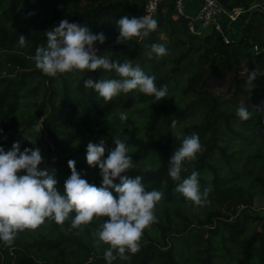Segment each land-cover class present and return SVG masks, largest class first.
Segmentation results:
<instances>
[{
	"label": "trees",
	"instance_id": "obj_1",
	"mask_svg": "<svg viewBox=\"0 0 264 264\" xmlns=\"http://www.w3.org/2000/svg\"><path fill=\"white\" fill-rule=\"evenodd\" d=\"M35 1V3H30ZM9 0L8 4L0 0V146L6 151L11 150L14 143L21 144V151L25 148L38 147L34 130L41 118L45 127V133L52 136L54 144L55 161L51 170L56 179L71 175L68 166L69 160L76 161L77 169L92 168L86 163L85 153L89 141L98 143L101 139L106 141V152L114 149L113 139L119 136L130 148L134 163L137 167L130 169L129 176L142 175L143 183L148 191L153 189L163 193L162 199L157 203L154 212L157 222L151 224L150 229H156L162 234V242H157L147 230L143 232L140 240V249L135 254H127L128 259L117 258L113 264H264V217L246 216L242 221L218 219L217 225L213 219L200 221L198 218H189L182 214L185 198L174 191L176 182L168 175L169 161L174 152L179 148L185 136L198 134L202 150L197 159L186 165L188 175L191 171L199 172L201 189L208 185L202 176L205 167H211L209 158L216 149L225 150L219 145L217 121L219 115L228 119H239L236 111L230 114H219L213 100L209 114L204 121L197 125H191L185 134L162 135L159 137H147V124L155 120H164L174 116L179 118L184 115V110L178 109L174 104L164 99L159 102L154 97L145 96L138 92L128 94L121 93L110 102L105 103L99 98L94 90L84 86L86 79L119 78L115 73L97 70L90 72L75 71L78 76L70 77L61 75V80L53 76H43L41 82L46 84L42 101L32 100L41 91L39 82H36L35 74L40 72L35 63L29 57L35 55L40 46H46L45 32L30 33L17 26L25 21L28 24L27 15L30 17L29 24L44 10L53 9V4L59 0ZM147 0H62L63 13L70 23H78L89 28L93 33L103 32L111 42L116 41L118 29L116 21L122 16L139 17L145 15ZM227 9L244 5L240 0H218ZM139 2V3H137ZM165 9H160L153 17L158 22L157 29L151 34L158 35L168 32L171 41L179 45L189 46L190 50L203 48L212 56V63L224 62L232 55V51L242 48L246 56L254 58L257 64L264 65V50L255 54L251 52L255 27L252 20L254 11L243 14L240 21L244 23L238 40L225 42L221 34L210 31L202 36L190 33L188 19L178 16L175 12V0H166ZM25 35L26 44L23 48L18 45L19 35ZM259 43V42H258ZM198 46V47H195ZM264 47V40L259 45ZM99 49L102 44L97 43ZM184 52V51H183ZM148 53V52H147ZM187 51L183 54L187 55ZM115 52L116 61L121 63L126 58H121ZM144 55V54H143ZM183 59L177 58L170 64V74L174 75ZM141 66L149 67L145 72L156 77V86H168L169 76L158 77L161 68L168 66L165 59L155 54L140 57ZM204 74L199 72L190 78L187 90H195L199 94L208 95V91L202 88ZM49 82V85L47 83ZM168 88V87H167ZM169 94V91H168ZM247 125L257 134V142L264 143V110L252 112ZM121 112L127 114L125 122L119 120ZM113 117V118H112ZM22 125H25L22 128ZM152 128V126L150 127ZM153 130V129H152ZM6 137V139H5ZM35 141V144L32 143ZM51 143L46 137L38 140V144ZM52 149V147H51ZM156 153L160 155V165L145 172L143 169ZM98 168V167H97ZM94 174V173H93ZM89 183L98 187L101 177L98 174L84 177ZM217 175L213 179L212 192L217 194L218 200L229 205L252 204V197H246L248 190L239 186V182L223 184ZM256 180L264 188V177L257 176ZM119 183V180L115 181ZM57 187L63 191V186L58 183ZM113 194H115L113 190ZM240 198V200H238ZM176 204V215L182 221V226L175 230L174 242L168 243L167 236L169 227L161 225L159 209L161 206ZM70 218L63 225L46 219L35 230H25L17 236L11 246L0 244V264H107L103 255L96 254L94 232L97 223L102 222L94 219L87 226L80 229L70 230ZM257 220L262 224L260 231H250L248 220ZM263 221V223H262ZM161 227V228H160ZM211 228V229H210ZM48 230V232L46 231ZM207 232L211 233L207 236ZM214 235L219 236L226 254L215 250ZM152 238L154 239L153 241ZM145 239H149L146 243ZM155 242L162 244L156 245ZM169 247L168 249H162ZM205 254L204 259L201 253ZM216 258V259H215ZM215 259V260H214Z\"/></svg>",
	"mask_w": 264,
	"mask_h": 264
},
{
	"label": "clouds",
	"instance_id": "obj_2",
	"mask_svg": "<svg viewBox=\"0 0 264 264\" xmlns=\"http://www.w3.org/2000/svg\"><path fill=\"white\" fill-rule=\"evenodd\" d=\"M116 26L119 33L116 43L123 44L133 38L150 37L158 22L149 15L122 16L116 21ZM44 34L46 46L38 47L35 55L29 57L43 74L55 77L74 70L115 73L119 78H89L84 81V86L94 90L105 103L121 93L133 91L154 97L158 102L168 97L167 86L158 88L156 77L131 60L121 63L98 55L97 43L104 44L107 39L103 32L96 34L87 27L64 19ZM25 44V35L20 34L18 45L23 48ZM151 54L164 57L168 49L163 44L153 43L150 45ZM255 78V72L248 74L247 83H252ZM257 108L264 110V107ZM236 115L247 121L251 113L241 105L236 109ZM127 119V114L121 112L119 120L125 122ZM170 127L175 129L177 121L172 120ZM113 143L115 147L106 157L104 139L98 143L89 141L86 147V163L99 168L102 178L99 187L84 178L86 173L77 171L76 161L69 160L71 175L64 181L63 191L57 187L54 172L40 167L44 157L39 147L21 151V144L16 142L11 150L6 151L0 146V244L11 246L19 233L37 229L46 219L63 225L74 213L70 219V230L90 225L94 219L106 218L97 223L94 243L96 246L107 245L103 253L107 264H113L117 258L126 260L127 254L137 253L144 230L157 222L154 209L163 193L155 189L148 191L142 175H127L138 164L134 163L124 140L115 136ZM201 150L198 134L185 136L172 155L168 170L169 177L176 182L174 191L195 206L206 203L211 189H201L199 172L182 173L188 171L186 165L194 162ZM143 170L148 172L152 169L147 166ZM117 180L119 183H115Z\"/></svg>",
	"mask_w": 264,
	"mask_h": 264
},
{
	"label": "rangeland",
	"instance_id": "obj_3",
	"mask_svg": "<svg viewBox=\"0 0 264 264\" xmlns=\"http://www.w3.org/2000/svg\"><path fill=\"white\" fill-rule=\"evenodd\" d=\"M8 4L9 0H4ZM31 1V0H30ZM48 0H42L46 3ZM244 3L241 5L246 12L254 11L252 25L256 26L253 36L254 46L262 44L264 40V0H240ZM30 3H35L31 1ZM139 3V2H137ZM140 4V3H139ZM166 3H164L160 9H165ZM199 3L195 2L193 7L198 8ZM28 24L25 21L17 27L19 29H25L30 33L46 32L51 28L58 26L61 20L67 19L63 13L62 0H59L53 4V9L49 8L44 10L35 18L31 24H29L30 17L27 15ZM240 20L228 21L226 27H233L240 29ZM243 28L244 23L241 22ZM210 32V31H209ZM229 37H236L235 34L229 35ZM240 37V36H239ZM239 39V38H238ZM259 42V43H258ZM163 44L168 49V54L161 59H165L168 66L161 68L157 73L158 77H171L168 83V97L166 101L174 104L178 109L184 110V115L175 118L171 116L167 119L155 120L151 124H147V137L157 135L176 134L181 136L185 134L186 129L191 125H197L204 121L209 114V110L213 104V100L216 104V108L219 114L234 113L236 109L244 105L252 112H262L263 110L257 107H264V65L257 64L254 58L246 56L245 51L239 48L232 51V55L219 63H212V56L205 52L203 48H197L190 50L189 46L179 45L176 41H171L168 32H162L158 35H150L148 38H133L128 43L117 44L116 41L111 42L109 39L102 44L101 48H97L98 55L107 56L111 60L116 61L115 52H117L121 58H126V61L131 60L134 65H139L144 71L149 67L141 66V55H147L150 52V45ZM198 47V46H195ZM260 47V46H259ZM188 52L187 55L183 54ZM148 52V53H147ZM144 54V55H143ZM182 58L178 71L174 74H170V64L177 58ZM64 73L70 77H77L75 72ZM204 74V80L202 88L208 91V95L199 94L195 90H187L190 78L197 73ZM255 72V80L252 83H247L248 74ZM36 82L42 80L43 76H46L41 71L35 74ZM56 78L61 80V75L57 74ZM41 91L32 100L42 101L43 92L46 84L39 82ZM49 85V82L47 83ZM113 118V117H112ZM177 121V127L172 129L170 127L171 121ZM152 126V128H150ZM218 126V140L219 145L224 148L225 154L221 150L216 149L212 152L209 163L211 167H205L202 172V176L207 180L208 185L206 188H212L213 179L218 175L220 177V183L229 184L239 182V186L245 187L248 190L246 197H252V204L241 205H229L228 202H221L218 200L217 194L212 192V189L207 197V201L203 206H195L190 201L186 200L183 205L182 214L187 215L189 218L196 217L200 221H207L213 219L214 224L211 227L219 224L218 219L230 220L231 222L239 220L242 221L246 216H259L264 217V188L256 180L257 176L264 177V143L257 142V134L251 128L240 119L231 118L228 119L222 115H219L217 121ZM25 125H22L24 128ZM45 127L43 124V118H41L37 128L34 130V138L41 149L44 162L41 164V168L52 170L54 167V144L52 136L45 133ZM153 129V130H152ZM46 137L51 143V147L48 144H38V140ZM135 162V161H134ZM152 168H158L160 165V155L156 153L147 162ZM81 173L87 175H95L99 173V168L90 169H77ZM94 173V174H93ZM70 176V175H69ZM64 176L59 180L60 185H64V181L69 177ZM240 200V198H238ZM176 204L172 206H161L159 209V220L161 225L169 227L167 236L168 243L174 242L175 230L181 227L182 220L176 215ZM250 231H260L262 224L257 220H248ZM263 223V221H262ZM161 228V227H160ZM211 229V228H210ZM159 243L162 242V234L157 233L156 229L146 228V231ZM48 232V230H46ZM211 233L207 232V236ZM152 238L153 241L154 239ZM215 250H219L223 255L226 254L224 246L219 236H215ZM146 243L149 242V239ZM155 242L156 245L160 246ZM107 245L100 244L96 246V254L102 256ZM169 247H163L162 249H168ZM201 258L204 259L205 254L202 252ZM216 259V258H215ZM214 259V260H215ZM202 264V261L199 262Z\"/></svg>",
	"mask_w": 264,
	"mask_h": 264
},
{
	"label": "built area",
	"instance_id": "obj_4",
	"mask_svg": "<svg viewBox=\"0 0 264 264\" xmlns=\"http://www.w3.org/2000/svg\"><path fill=\"white\" fill-rule=\"evenodd\" d=\"M166 0H147L145 4V15L155 17ZM199 3L196 10L193 4ZM175 12L178 16L188 19L190 33L202 36L209 31H218L225 42L236 41L229 37L230 30L225 29L226 21H239L246 13L242 6L227 9L218 0H175ZM254 53L259 54L264 50L256 45Z\"/></svg>",
	"mask_w": 264,
	"mask_h": 264
},
{
	"label": "crops",
	"instance_id": "obj_5",
	"mask_svg": "<svg viewBox=\"0 0 264 264\" xmlns=\"http://www.w3.org/2000/svg\"><path fill=\"white\" fill-rule=\"evenodd\" d=\"M192 6H193V5H192ZM193 9L196 10L194 7H193ZM226 24H229L228 21L225 22V25H224L225 29L230 30L231 34L234 33L235 36H236V37H234V38H232V39H234V40H238V38H239V36H240V34H241V30H242V27H241L242 23L240 22V27H239L240 29H235V28H233V27H226Z\"/></svg>",
	"mask_w": 264,
	"mask_h": 264
},
{
	"label": "water",
	"instance_id": "obj_6",
	"mask_svg": "<svg viewBox=\"0 0 264 264\" xmlns=\"http://www.w3.org/2000/svg\"><path fill=\"white\" fill-rule=\"evenodd\" d=\"M251 52L254 53L255 52L254 49H251Z\"/></svg>",
	"mask_w": 264,
	"mask_h": 264
}]
</instances>
